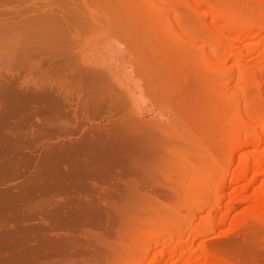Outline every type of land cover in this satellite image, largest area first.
Returning <instances> with one entry per match:
<instances>
[{
	"label": "bare ground",
	"instance_id": "6f19581e",
	"mask_svg": "<svg viewBox=\"0 0 264 264\" xmlns=\"http://www.w3.org/2000/svg\"><path fill=\"white\" fill-rule=\"evenodd\" d=\"M0 1V4L6 2L3 0ZM32 1V4L30 3L29 6L24 5L19 7L18 11H15V13L18 12L16 15L21 16L25 11L35 12L37 10H42L44 11V13H38L37 15L31 16V18L28 17V19L25 18L24 21L26 22V20L28 21L29 19L38 20L39 18V23L37 21H33L35 25L36 23L40 24V26H42L41 24H44L49 26L46 29H54V31H56V26L59 25V27H62V24L57 23L60 17L58 16L59 18H55L54 14L58 12H54L55 10L52 9V3L47 4L50 5V9L47 8L48 6L44 9L43 7L39 6V0ZM243 1H245L246 6L250 9H253L257 5L260 6L264 3V0H171L169 4L162 3L161 5H156L157 7H155L153 10H138L135 12L133 11L126 17L125 20H118L117 24L119 27H123L122 25L124 24H127V27L137 26L138 24H147L154 19V25L158 26L159 24V26H161L166 21L176 20L177 27L179 30L193 33L194 38L191 41L193 48H191V50H188V53L199 51L205 53V58L207 57L206 67L209 70L207 76L211 82L216 81L218 77H221L220 75H227L229 73L234 74L235 71L238 72V84L234 83L232 78L228 79L222 84L223 98H236L237 100H243L245 106L244 109L238 108L239 120L235 127L236 130L241 132V136L233 142L232 149L226 155L225 158L228 161H232L233 163V160L235 161L236 159L235 157L241 152V155H239L238 162H240L239 164H241V161H245L243 165H240L242 166V171L239 175V178H246L249 173H253L251 180L249 181V183L243 186V189H255L258 193V195H256V198L253 199L254 202H251V204L253 203V206L251 205L249 207L252 208V210L247 209V211L250 213L258 212L260 217H262L260 214L262 213L264 217V179L261 178L264 175V17L255 13L254 11H249L247 13L242 14L238 5L240 4V2ZM107 3H110V1L108 0ZM71 4L72 3L70 2V5ZM2 5L3 4H1V6ZM183 10H187V12L192 13L193 16L200 20V22H188L187 20H181V12ZM10 12L11 13L9 14H12V11ZM73 12L75 13V11ZM6 13L4 12V14ZM0 15L2 16V11ZM22 20L19 21V24H21L20 22L25 23ZM67 21L69 22L71 20ZM49 22H51L52 24ZM26 23L28 24L31 22L28 21ZM34 23L32 25L35 27ZM201 23L204 27L206 26L205 28L208 29V33L204 36L200 35L199 32L202 27L200 26ZM21 25L24 26V24ZM4 26H0V29H3ZM23 26L21 27L23 28ZM63 26H65V24H63ZM126 26L124 25V28ZM59 27H57V30L59 29ZM127 27L124 30H127ZM67 29L61 28V32L63 33ZM18 30H20V28ZM28 30L34 34H38L39 31L37 29V32L35 30L34 32L29 28ZM61 34H59V36ZM30 35H28V37ZM62 35H64V33ZM148 35H151L152 37H147ZM158 35L160 34L146 33L144 37H147V39H144V37L142 38L141 36L143 35H138L140 39H137L141 40L143 44H145V41L147 43L152 38L154 40L160 39ZM36 36H33L32 34L30 38L33 39L35 37L36 40ZM54 38L58 40L60 37L50 36L49 39L53 40L51 41L52 43L54 42ZM68 38H70V35ZM16 39L18 42L20 41L18 40V38ZM10 40L12 41L13 39ZM154 40H151V42L149 41L147 44H156V40ZM141 41H139V43ZM48 42V40L47 42L43 40L42 43H46L45 45L51 43ZM34 43L32 44V47L36 46L37 41ZM66 43L67 42H65V44ZM27 44L25 43L24 45ZM38 44L39 42L37 43V45ZM28 45L31 46V44ZM13 46L18 48L17 44L16 46ZM38 48H41V46ZM207 48H209L208 51ZM242 48H245L247 50L246 54L243 53ZM43 49H45V46ZM9 50L10 49H8V51ZM22 52L24 53V51ZM52 53H54V51ZM52 53L50 51L49 54ZM77 55H75V57ZM71 57L72 56L68 58ZM71 59L70 61H73ZM37 63H39L37 65H39L40 67L41 62L37 61ZM35 65H32L31 63L29 67V70H33V72H30V76H33L38 72L40 73V71L43 69L42 67H40L42 69L39 68V71L35 68ZM104 65L105 64H103L102 67ZM60 66L62 65L60 64ZM65 66L66 65L64 64L63 67ZM68 66L69 65L66 66V70ZM57 67V69L60 68L59 66ZM108 67L112 70L111 66ZM77 68L78 71L79 67ZM258 68L260 70L257 71ZM60 69L59 71L65 70L64 68L62 70ZM71 69L72 70L68 69L71 72H68V70L59 72L55 69V74L52 72L53 70L50 71V73L46 72L48 74H51L52 72L54 76L57 75V77L55 76V80L51 79L52 81L50 82L47 80L46 83L44 81H33L28 77L20 79L19 77L22 72H20L21 74L16 72L18 75L17 76L15 74L16 77L12 76V74L11 77L9 76V78L5 76L6 78H2L0 82V174H13L14 176L18 174V177H20L24 175L27 169H30L25 174L27 175L28 172H31L32 177H30V179L22 180L24 181L22 182L24 187L23 190L31 189V191L33 192L32 189H34L37 193L38 191L41 192L44 189H48L46 191L50 190V193H53V191L55 192V190L56 192H58L57 190L59 189L60 193L62 191L66 192V196L64 195L65 198L63 197L64 201H56L57 199L54 200L53 196L55 197L58 195V193L55 192L54 195H52L51 197V199H53L51 201H48V204L46 203V206L43 207L41 204L42 207L39 206L40 209L38 207L35 209L36 211L34 212L32 210L35 207L31 210L32 212H23L22 210H20V208L19 211L18 209L17 211L14 210L15 205L11 203V201L15 199L13 198L15 196L17 197L16 201L19 200V197L17 195H21L20 193L23 190H21L19 194L16 193V195L11 196L13 190L11 189L12 192H10V188H12V186L8 188L10 191H6V189L2 190L5 191V193L1 192L0 189V207L2 208V210H7L8 212H10L9 210L12 209L11 205H14L13 210L17 212L19 218L21 216V221L19 220V223H17L18 225L12 224L13 226H16V228H11L8 224L9 221H7V226L6 224L4 225L6 227L9 226V229H6L5 227H3L5 230L0 229L2 231L0 232V253H3L5 255L1 256L0 258V263L2 262L1 264H3L5 261H8V264H113L117 258V253L115 252L116 246L125 245L127 243V238H140L144 235V232L142 230H136L135 228L141 223L145 222L147 219H149L147 215L153 214L159 209H163L167 205L168 201L171 202L172 198H176L177 200V202L175 199L172 200L174 204L178 203V201V204H180V201H182V198L178 196V190L180 189V184L184 183L182 181L183 179L181 180L180 177L182 183L179 184L176 178H172L173 176H171L172 180H169L170 175L167 176L166 174L165 176V173H170V171L166 172V170L173 168H175L174 170L177 169L176 167H174L175 165H173L172 168L168 166L167 169V165L171 161V158L173 160V162L171 163L174 164L175 162L174 157H176L178 151V145L176 144V141L178 140V133H175V131L164 122L144 118L142 116L143 114L140 115L142 112L138 113L139 115L134 113L132 116H130V114L126 113L124 109V113H122L123 111H120V113H118L120 110H117L118 106H123L126 103L124 100L125 98L121 96L122 92L124 91V87L121 88L123 90H120L119 88V85L121 83L117 87V90L120 91L118 92L117 90H113L115 87L112 85L111 82L109 87L107 86L109 83L106 84L108 81L104 82V90L107 89L105 93L114 91V93L116 92L117 94H114L113 92L109 93V95L108 93L105 94L103 92V89L101 90V92L103 93H101L100 91H98V88L97 94L94 91L91 94L88 92L86 93L84 92V85L86 82L83 80H86L88 75L85 76L86 74L84 73L85 78L82 79L83 74H77L75 69ZM83 69L85 68L82 67V70ZM95 70L96 69L94 68V71ZM100 70L103 69L100 68ZM109 70L105 69V71ZM44 71H47V69ZM110 71L106 73L103 70L104 73H101V71L100 73L102 74V76L103 74L106 76H113V74H110ZM112 71L115 74V70ZM42 72L43 70L41 71V73ZM73 72H75L77 76L81 75V77L78 76L77 78H71L72 76L74 77V75H72ZM252 73L255 77L254 86L257 90L256 96L255 94L253 95V93L251 94L244 90V81H246ZM69 75H72L70 79L68 78ZM93 77L90 78L89 75V78L92 79L89 83L92 84V82L94 81L93 83L95 84L92 85L96 86L101 81H95V77ZM98 78L102 79L99 76ZM106 78L108 79L109 77ZM103 80L106 79L103 78ZM47 82L49 84H47ZM111 85L113 88L112 91ZM99 86H103V83H100ZM197 89H201V87L198 86ZM86 90L89 89L86 88ZM72 92H75L74 97H76L77 95L78 98L76 97V99L72 100ZM120 93L121 95H119ZM111 94H113L114 96L112 95L113 97H111ZM191 96H193L192 93L188 91L185 97L179 98L178 104L179 102L186 103V101ZM77 99L79 100L77 101ZM75 101L76 105L78 104L80 107L82 106L81 119H79L78 117L77 119L74 115L75 113H71L70 109L72 106L66 109L68 113L65 112L64 109V111H60L56 108V106H59L63 103L65 105H72L73 103H75ZM38 102H41V104ZM181 103L179 105H182ZM259 103H261L263 107H257L256 105H259ZM126 106L127 103L125 107ZM114 109L115 111H118V114L115 113ZM74 111L78 112L77 110ZM61 112H65V114H68H66V120L64 116L61 115ZM40 113H43V117H39ZM69 113L75 116L74 117L72 115V118H70L72 120L74 117V120L77 119L79 121L83 119V121L86 120V122H92L93 116L91 114H98L100 116H96L99 118L101 117L102 121L106 122L105 124L103 123L101 125L99 124L100 121H98L99 123L97 122V124L99 125H94L96 127H94L93 124L90 122L93 128H89V126H86V124L84 123L85 126L88 128L82 126V130H80L81 135L79 137L71 139L69 135L67 136V139L64 138L65 140L62 141L60 138V134L63 131L67 132L65 131L67 128H69L67 126L71 124H68L67 122V118L69 119ZM235 115L233 112L232 115L228 116L227 118L232 119ZM33 117H35L36 119L34 120ZM62 117L64 118L65 122H67V124L62 121ZM57 118L60 119V122L62 121L61 123L66 126H64L65 129L64 127H62L63 125H61V123L55 121V119L57 120ZM90 118L92 120H90ZM24 126L25 128H27L26 130L25 128H23L24 130H22V127ZM61 127L63 128V131H61ZM74 128L70 127L69 132H71V129L74 130ZM191 131L193 130L191 129ZM48 133L52 135L53 138L49 137V139H47ZM63 134L65 133H62L61 135ZM45 135L46 138H42L45 137ZM28 161L33 163V166L31 165L32 169L31 167H25L27 166ZM173 172L174 171H172V173ZM20 173L21 175H19ZM176 174L180 176L179 172H177ZM175 176L176 175L174 174V177ZM16 177L10 178L11 180H15ZM10 178L8 177L9 180ZM225 178H227L226 175L222 177L223 180ZM5 180L3 179V181L6 183L8 180ZM166 180L168 182H166ZM175 180H177L178 184ZM223 180L221 184H215V190L217 189L216 187L221 188V191L224 188L228 187V184L226 182L227 179L224 181ZM235 180L236 179L232 180V182H234ZM170 181H172L173 183ZM230 181L228 182L229 185L231 184ZM165 182L167 184L169 182L172 184V186H170V189L169 186L165 184ZM219 182H221V179L219 180ZM18 184L19 183H17V185ZM19 185L20 188H22V184ZM175 185H177L179 189H177L178 187H176ZM7 187V183L1 186V188ZM15 187L17 188L19 186ZM8 191L11 195L6 194V192ZM29 192H27L26 190L25 197H30V194L28 195L29 197L26 195ZM175 192H177L178 195L175 194ZM223 196L224 194H219V196H216V198H214L218 199L217 203H213L214 205H217V208L218 206L222 207L219 205L221 202H218L219 199H221ZM20 199L22 198L20 197ZM37 200L40 201L41 198ZM185 200L183 201V205H186ZM237 200L232 202L237 204ZM36 202L34 203L36 204ZM239 202H241V200H238V203ZM9 203H11V205ZM7 204H9L10 209L5 207L8 206ZM19 205L20 207H22V203H20ZM183 205H181V207ZM234 206L236 205H233L232 207ZM177 207L174 206V209H182L180 206L179 208ZM211 209L213 208H210L207 211L208 213L206 214L205 218H207L208 214H211ZM2 210L0 211V213L4 212ZM7 211L5 212L7 213ZM228 211H230L229 208ZM4 213H2V215H4ZM6 213L4 220L5 222L7 219ZM12 213H9L10 215H12V217H10V215L8 217L13 218V214L15 215L16 213ZM223 213L220 216L222 218V220L220 221L225 220L227 222L226 219L229 217V215L226 213L223 215ZM215 215L217 216V212ZM216 216L212 221L216 220ZM226 216L227 218L225 219ZM32 217L33 220H36V223H34L35 226L32 228L36 231V237L34 241L30 240L32 239V236H30V238L28 237L30 225H28L27 227L23 226L26 225V222H28V220L30 221ZM207 220L211 221L208 218ZM182 223L184 224V222ZM182 223L180 225H182ZM179 229V233L182 234L185 231V226H182L181 228L179 227ZM26 232L27 236L25 235ZM160 232L161 231H154V233H156L157 235L154 234L152 237L153 239L151 249H156L161 246L163 247L164 245L167 246L168 244H171L173 246V244H175L171 248V250H161L158 254V257H156L153 262H150L151 264H178L181 261H184L185 264H234V262L231 263L230 261L225 260V257L223 258L221 254V256H218L216 253L211 251L210 249L214 248L213 246L211 248L207 247L208 245L206 246V243H203L202 241L196 244L197 240L199 239L197 238V236L199 235L192 234V236L189 235L190 237H188L187 235V238L186 232L185 235H180L178 232L176 234H173L171 232V234L168 233L169 231L167 232V230L165 233L163 231L161 233ZM178 234L180 236L178 238L175 237L176 235L178 236ZM162 236H165L167 238L164 243L163 239L159 238ZM81 237L84 238V242L80 240ZM175 238H177V240H174ZM16 253L20 254L19 256L21 257H19V259H15ZM80 254H82L81 257L79 256ZM259 256L262 257L263 255L261 256L260 254ZM4 264L7 263L5 262Z\"/></svg>",
	"mask_w": 264,
	"mask_h": 264
},
{
	"label": "rangeland",
	"instance_id": "374dc122",
	"mask_svg": "<svg viewBox=\"0 0 264 264\" xmlns=\"http://www.w3.org/2000/svg\"><path fill=\"white\" fill-rule=\"evenodd\" d=\"M3 1H6L5 2L6 5L4 2L1 3L3 4L2 6L0 4V14L2 11V16L0 15V26L2 27L5 24L6 27L4 26L3 29L5 28L6 30L0 29V78H1L0 82L2 78H4L5 76L9 78V76L11 77L12 74V76L16 77L15 74L17 75V73L22 72V74L20 73L21 74L19 77L20 79H23L24 77H28L33 81H40V82L44 81L46 83L47 80L50 82L52 81L51 79L55 80V76L57 77V75L54 76V74L56 73L54 72L55 69L59 71L60 68H61L60 70H62L63 68L65 69L67 65H69L70 68L68 66L67 70L68 69L72 70L71 68L75 69L77 74L79 73L83 74L82 79L85 78L84 77L85 74H86L85 76L88 75L86 80L85 79L83 80L89 84L88 85L85 83L84 85L85 90L84 89L83 90L86 93L88 92L91 94L94 91L97 94V88L99 89L98 91L100 92L103 89V92L105 93V91L107 90L106 87H105L106 90H104L105 81H108L106 83V84L109 83L107 85L108 87L110 85V82L115 87L113 89L111 85V91L112 89L114 91L117 90L118 85L121 83L119 85L120 86L119 88L120 90H123L121 88L124 87V91L123 92L121 91L122 95L121 93L119 95L125 98L124 99L122 97L127 103V106L125 107L126 103L123 106L120 105L121 107L118 106L117 110L118 109L120 110L119 112L117 110L115 111L116 109L115 108L114 109L115 113L117 112L120 113V111L121 112L123 111L122 113H124V109L126 113L130 114V116H132L134 113L138 114L142 112L140 115L143 114L142 116L144 118L146 119L149 118L151 120L164 122L168 124L171 127V129L175 131V133H178V140L176 141V144L178 145V151L176 157H174L175 162L174 164L171 163L173 162L171 158L169 164L171 163L172 165L171 164L167 165V169L168 166L172 168L173 165H175L174 167H176L177 169L174 170L175 168H173L166 170V172L167 171H170V173H172V171L174 172L172 174L170 173L168 174L167 172L165 173V176L166 174L167 176L170 175L169 180L170 179L172 180V178L174 179L176 178L179 184L182 183V181L184 182L182 183L183 185L180 184V189L177 185H175L176 187H178L177 189H179L178 190L179 195L177 194V192H175V194H177L182 198L181 199L182 201H180L181 205L184 204L183 201L186 199L185 200L186 205H183L181 207V205L178 204L179 201L178 203H176L177 202L176 198H172V200L173 199L176 200L175 202L176 204H174L172 200L171 202L168 201L167 205L163 209H159L155 213L147 215L149 219H147L145 222L141 223L135 228L136 230H140V231L142 230L144 232V235L140 238H129V239L127 238V243L125 245L116 246L115 252L117 253V258L113 264H148L150 262H153V260L156 257H158V254L161 250L163 249L171 250V248L175 244L173 242L174 243V244L172 243L173 246L171 244H170L171 246L168 244L169 246L164 245L163 247L161 246L156 249H151L152 239H153L152 237L154 234L157 235L156 233H154V231L155 232L163 231L165 233L167 230V232L169 231L168 233L172 232L173 234H176L177 232L179 233L180 231L179 227L181 228L182 226H185V231L182 234L179 233L180 235H185V232H186V237L187 235L188 237H190L189 235L192 236V234L199 235L197 236V238L199 239L197 240V242L195 241L196 244L202 241L203 243L204 242L206 243L205 244L206 246L208 245L207 247L211 248L213 246L214 248L211 249L209 248L211 251L216 253L218 256L221 254L223 258L225 257L224 258L225 260H228L231 263L234 262V264H258V263L264 264V259H263L264 258V248H263L264 247V217L262 213H260L262 216L260 217L258 212L252 211L254 213L253 214L247 211V209L252 210V208L249 207L251 205L253 206V203L251 204V202L252 201L254 202L253 199L256 198V195H258V193L256 192L255 189H248V190L243 189V186L249 183V181L251 180L253 173L252 172L249 173L246 178H239V175L242 171V166L240 165H243L245 161V160L241 161L242 162L241 164H239L240 162H238L239 155H241V152L235 157L237 160L234 158L235 161L233 160V163L232 161L230 160L228 161L225 158L226 155L231 151L233 142L236 141L241 136V132L236 130L235 127L239 120L238 108L244 109L245 106L243 100H237L236 98L233 99L223 98L222 84L230 78H232L234 83L238 84L237 82L238 72L235 71L234 73L235 75L230 73L227 75H220L221 77H218L216 81L211 82L207 76L209 70L206 67L207 57L205 58V53H203L202 51L188 53V50H191V48H193L191 44V41L194 38L193 33L179 30L177 27L176 20L166 21L161 26H159V24L158 26L154 25L155 24L154 19L147 24H138L137 26L127 27L126 26L127 24H124L127 27V30H124L126 28V27L124 28V25H122L123 27H119L117 24L118 20L119 21L122 19L125 20L126 17L133 11L135 12L138 10L140 11L153 10L155 7H157L156 5L158 4L161 5L162 3L169 4L171 0H109L110 3H107L108 0H78V1L77 0H39L40 7H43L45 9V7L48 6L47 8L50 9L51 8L49 7L50 5L47 4L52 3L53 4L52 9L55 10L54 12L55 13L56 11L58 12L56 13L57 15L56 14L54 15L55 18L60 17L57 23L62 24L61 25L62 27H59V25L56 26L55 27L56 31H54V29H46L49 26L44 24H41L42 26H40V24L36 23L37 25L36 27L34 22L35 21L38 22L40 20L39 18L38 20L31 19L32 21L29 19L28 21H30L31 23L28 24L26 23L28 22L27 20L26 22L24 21L25 18L28 19V17L31 18V16L37 15L38 13L40 14L44 13V11L42 10H37L35 12L25 11L21 16L16 15L18 12L15 13V11L16 10L18 11L19 7L24 5L29 6L30 3L32 4L33 2L32 0L31 1L3 0ZM70 2L73 4V6L72 4L70 5ZM238 6L242 14L247 13L249 11H254L255 13L262 15L264 17V3L261 4L260 6L257 5L253 9L248 8L245 4V1L240 2ZM10 11H12V14H9L11 13ZM73 11H75V13ZM4 12L5 13L7 12L6 14L8 15L4 14ZM181 15H182L181 20H187L188 22L190 21L200 22L198 18L193 16L192 13L187 12V10L186 11L183 10L181 12ZM68 17L71 19H69ZM20 20L25 22V23L20 22L21 24H24V26L19 24ZM67 20H71L72 23L71 21L68 22ZM33 23L36 27V30L37 29L39 30L38 34H34L28 30V28L33 31L35 30V27L32 25ZM63 24H65V26H63ZM16 25L19 26L17 27ZM20 25L23 26V28L25 27L24 30ZM200 26H202L201 30L199 31L200 35L203 36L206 35L208 33V29L205 28L206 26L204 27L202 23L200 24ZM57 27H59L60 30L59 29L57 30ZM63 27L66 29L68 28L63 32L64 35H62L63 33L61 32L62 31L61 28L64 29ZM19 28L20 30H18ZM146 33L147 34L159 33L160 35H158V37L160 39L158 40L155 39L156 44L154 45H152L151 43H150L151 45L147 44L149 41L151 42V40H154L153 38L149 40L147 43L145 40H143L145 41L144 42L145 44H143V42L139 40L140 37H138V35L139 36L143 35L141 36L143 38L146 35ZM32 34L33 36L37 35L36 40L35 37L33 39L30 38ZM59 34L61 35L59 36ZM28 35L30 36L28 37ZM42 35L44 36V38ZM69 35L70 38H68ZM50 36L53 37L56 36L60 38L58 40L54 38V42L52 43L51 41L53 40H51L52 38L49 39ZM149 36L151 35H148L147 37ZM147 37H144V39H147ZM16 38H18V40L20 41L18 42ZM10 39H13L14 41L13 40L11 41ZM43 40L45 42H47L48 40L49 41L48 43L50 42L51 43L45 45L46 43H42ZM4 41L6 44L4 43ZM7 41L8 42L10 41L9 42L10 45L8 44ZM36 41L37 43L39 42V44L37 45L36 43V46L34 45L35 47H32V44ZM139 41H141L142 43L141 42L139 43ZM65 42H67L66 43L67 45L65 44ZM25 43L31 44V46L28 44L24 45ZM12 44L15 46L17 44L18 48L14 47ZM40 46L41 48H38ZM44 46L45 49H43ZM8 49L10 50L8 51ZM242 49H243V53L246 54L247 50L245 48ZM31 50L35 52H32ZM208 50L209 48H207V51ZM22 51H24V53L26 54H24ZM50 51L51 53L54 51V53L49 54ZM25 55L26 57L27 56L28 57L26 58ZM75 55L77 56L75 57ZM70 56H72L71 58L73 59L68 58ZM70 59L73 61H70ZM29 61L32 63V65L36 64L35 68L38 69L39 71L40 69L43 68L42 69L43 72L41 73L42 71L41 70L40 73L38 72L37 74L30 76L29 74L30 72H33V70L32 69L29 70V67L31 65ZM37 61L41 62L40 67L42 68H40L39 65H37L39 64L37 63ZM60 64L62 66H60ZM64 64L66 65L65 67H63ZM103 64H105L103 66L105 69L109 70L110 68L108 66H111L112 70H115L114 71L115 74L111 69L110 70L112 72L109 70L110 74H113L114 77L112 75L106 76L104 74H103L104 77L102 76L101 73L109 72V71H105V69L102 67ZM57 66H59L60 68L57 69L58 68ZM77 67H79L78 71L80 72L77 71L78 69ZM82 67L85 68L86 70L85 69L82 70ZM86 67L87 68L89 67L90 69L89 68L87 69ZM91 67L92 68L94 67L96 69L95 71L97 72V74L94 71V68L92 69ZM100 68H102L104 72L103 70H100ZM46 69L47 71H44ZM70 70H68V72H71ZM258 70L260 69L258 68L257 71ZM50 71H52L54 74L52 72L51 74L46 73V72L50 73ZM63 71H59V72H63ZM73 73L72 75H74V77L72 75H71L72 77L69 75L68 76L69 79L70 77L71 78H77L78 76L81 77V75L77 76L76 73L75 74ZM44 74H46L47 76ZM52 75L54 76V78ZM89 75L90 78L94 76L95 78L94 77L93 78L95 81L100 80L101 81L100 83L101 84L103 83V86H99L100 83L96 85L98 87L92 85L95 84L93 83L94 81L92 82V84H90L89 82L92 79L89 78ZM98 76L102 79H99ZM105 76L109 78L107 79ZM103 78L106 80H103ZM254 81H255V77L254 74L252 73L247 78V80L244 81L245 84L244 90L251 94L253 93V95L255 94L256 96L257 90L254 86ZM47 84L49 83L47 82ZM198 86H200L201 89H197ZM86 88L89 90H86ZM114 91L112 92L114 93ZM188 91L191 92L193 96H191L186 101V103L179 102V104L180 103L182 104L179 105L178 104L179 98L185 97ZM107 93L108 92H106L105 94ZM112 95L113 94H111V97L114 96ZM72 96H71L72 100L76 99L77 97V95L76 97H74L75 92L72 94ZM78 100L79 99H77V101ZM38 103L41 104V102ZM78 106L79 105L78 104L76 105V101H75V103H73L72 105H67V104L65 105L63 103L59 106H56V108L60 111L65 110V112H67L66 109L71 107L70 109L71 113H75L74 115L76 116V118L78 117L79 119H81L82 106L81 107ZM256 106L260 107L262 106V104L259 103V105ZM73 109L77 110L78 112L74 111ZM65 112L64 113L61 112L62 113L61 115L64 116V118L68 115L67 114L68 112L66 113L67 115L65 114ZM233 112L234 115L235 114L238 115H235L232 119H228L227 117L232 115ZM70 115L71 114L69 113L68 116L69 119L72 118L73 114L71 115V117ZM91 115L93 116L92 118L93 120L90 118L92 122L91 121L86 122V120L83 121V119L78 121L77 120L78 118L76 119L77 120L76 121L74 120L75 116L73 117V120L70 119V121L67 118L68 124L71 123L67 127L69 128L75 127L74 130L71 129V132H69L70 129L67 128L65 131H67L68 133L63 131L62 127H64L65 125L61 123L62 121L65 122L66 118L64 120V118L62 117L63 120L61 122L60 119H58L60 116L57 118V120L55 119V121H58V123H61V125H63L61 127L62 128L61 131H63L62 133L65 134L61 135L62 133L60 132L61 140L63 141L67 139L68 138L67 136L69 135L71 139L79 137L81 135L80 130H82V126L84 127L85 124L86 126H89V128H93V126L96 125L98 121H100V123L99 122L98 123L101 125L103 123L105 124L106 121H102L101 117L99 118L96 116L98 114H91ZM41 116L43 117V113L39 114V117ZM33 119L35 120L36 118L33 117ZM67 122L65 123L67 124ZM90 122L93 124V126H91L92 124ZM99 124H97V126ZM23 128H25V126L22 127V130H24ZM26 129L27 128H25V130ZM191 129L193 131H191ZM47 136H48L47 139H49V137L53 138V136L50 135L49 133L47 134ZM42 138L45 139L46 135L45 137ZM31 165L33 166V163L28 161L27 166L25 165L24 166L29 168L31 167ZM28 170L30 169H27L26 172ZM175 171L179 172L180 176H178L176 174L177 172ZM174 174L176 175L175 177ZM4 175L0 174V183H1L0 187L3 186V184H5V182L3 181V179L5 180V178H6L5 181L8 180L6 183H8L11 180L10 177L14 178L17 176L16 179L22 177V176L18 177V174H16L15 176L13 174H4ZM225 175L227 176V178H225L224 180L227 179L226 182L228 184L227 185L228 187L224 188L225 190L222 187V189L225 192L223 190L221 191V188L219 187H216L217 188L216 191L215 184L216 183L217 185L219 183L221 184L223 180L222 177ZM171 176L173 177L171 178ZM8 177L10 178V180L8 179ZM180 177L181 180L183 179L182 181L180 180ZM261 178L264 179V175ZM16 179L15 180L12 179L13 181L11 180V182H15L17 184ZM220 179L221 182H219ZM231 179L232 180L236 179V180L232 182ZM177 180H175L176 183ZM229 181L231 182L230 185L228 183ZM166 182L168 181L166 180ZM166 182L165 184H167ZM170 182L167 184L169 186V189L171 188L170 186H172ZM46 190L44 189L41 192L38 191L40 193V196L39 197L36 196L37 198H32V197L22 198L19 199L18 201H15L14 204H16V202L17 203L23 202L25 206H29L30 204L32 205L34 202L37 201L34 206L35 207L34 209H36L39 206L40 207L46 206L48 204V201H51L53 198L54 200L57 199L56 201L58 200L64 201L66 192L62 191L60 193L59 189L57 190L58 192H56L55 190V192L58 193V195L55 197L53 196V198L51 199L52 195H54L55 192L53 191V193L52 192L50 193V190L49 191ZM219 194L220 195L224 194V196L221 199H219L218 202V203L221 202L219 205L222 206L223 208L218 206L219 208L218 209L216 207L217 205L216 204L214 205L213 203H217L218 199H214V198H216V196H219ZM40 198H41L40 201L37 200ZM233 199L241 200V202L238 203L237 200L236 202L237 204H235L232 201H236V200ZM233 205L236 206L232 207ZM174 206L175 207L178 206L177 208H179L180 206L182 209L175 210ZM210 208H213L211 209L210 212L211 214L212 213L213 214L212 215L208 214L209 216L207 215V218L210 219L211 221L205 218L206 214L208 213L207 211ZM228 208L230 209V211H228ZM10 212H14V211L10 210ZM216 212H217V216L215 215ZM222 213L223 215L225 213L229 215L228 217L229 219L227 218L228 215L225 217V219L227 218L226 219L227 222L224 219H223L224 221H220L222 220V218L220 217ZM215 216L217 217L216 220L212 221L215 218ZM20 218L17 220L16 219L12 220V222L15 223L16 221H19ZM182 222H184V224ZM187 222H191V223H187ZM181 223L182 225H180ZM30 232H32V230ZM179 234L178 236L176 235L175 237L178 238L180 236ZM159 238L163 239V243L167 240L165 236ZM177 238H175L174 240H177ZM80 240H82V242L85 241L83 237H81ZM259 241L261 242V244ZM260 254L261 256L262 255L263 256L260 257L259 256ZM19 255H20L19 253H16L15 259L16 258L19 259V257H21ZM1 256H5V255L3 253H0V258ZM79 256L81 257L82 254H80ZM5 262L7 264L9 263L8 261ZM178 264H185V262L181 261Z\"/></svg>",
	"mask_w": 264,
	"mask_h": 264
},
{
	"label": "flooded vegetation",
	"instance_id": "af4514ba",
	"mask_svg": "<svg viewBox=\"0 0 264 264\" xmlns=\"http://www.w3.org/2000/svg\"><path fill=\"white\" fill-rule=\"evenodd\" d=\"M20 174H21V173H20ZM28 174H29V175H28ZM28 174H27V175L24 174L25 177H24V175H23L22 178L20 177V178L16 179V182H17V183L19 182V184H22V186H21L22 188H20V185H19V184L17 185L15 182H11V181H10V182L7 183V184H8V187H7V188H1V187H0L1 192H4V193H5V191H2V190H5V189H6V191H7V190H9L8 188H10V187L12 186V188H10V190L12 189L14 194L12 193V195H11L10 192H9L10 190H9L8 192H6V194H9V195H11V196L16 195V193L19 194V192H21V190L24 189V187H23V183H22V182H24V181H22V180L30 179V177H32L31 172H28ZM30 175H31V176H30ZM23 178H24V179H23ZM31 179H32V178H31ZM5 184H6V183H5ZM14 185H15V186H19V187H17L18 189H17ZM14 187H15V188H14ZM26 190H27V192L30 191L28 194H26L27 196L30 194V195H29L30 197L28 196L29 198H31L32 196H33L32 198H36L35 196H39V194H40L39 192L36 193V191H35L34 189H32L33 192L31 191V189H30V190H29V189H25V190H23V191L20 193L21 195H17V196L19 197L18 199H20V197H21V198H24V197H25ZM1 192H0V193H1ZM11 192H12V191H11ZM23 192H24V193H23ZM34 192H35V193H34ZM22 193H23L24 195H23ZM33 193H34L35 195H34ZM9 195H8V196H9ZM22 196H23V197H22ZM13 198H15V199L13 200V201L15 202L17 197L15 196V197H13ZM25 198H27V197H25ZM9 199H10V197H9ZM18 199H17V200H18ZM13 201H11L12 204H14ZM9 202H10V200H9ZM11 203H9V204L11 205ZM20 203H22V207H20V205H19ZM9 204H7L8 206H5V207H7L8 209H10V208H9ZM14 205H15V207H14ZM14 205H13V206L11 205L12 209H10V210H13V207H14V210H16V211H17V209H18V211H19V208H20V210H22V211H26V212H27V211H29V212H32V211L34 212V211H35V209H33L34 206H35V203H34V205H33V204L30 205L31 208H30L29 206H26V207H25V205H24L23 202H19L18 204L16 203V204H14ZM17 206H19V207H17ZM0 208H1V207H0ZM3 208H4V207H3ZM22 208H23V209H22ZM26 208H27V209H30V210H27ZM4 209H5V208H4ZM32 209H33V210H32ZM1 210H2V208L0 209V211H1ZM10 210H9V211H10ZM14 210H13V211H14ZM31 210H32V211H31ZM2 211L5 212V211H7V210H2ZM16 211L13 212V213H16V214H15L16 216L11 212V213L13 214V218H10V217H12V215L9 214L10 212H8V211H7V213L5 212V213L7 214V215H6V216H7L6 222L4 221V220H5V213H4V212H1V213H0V223H1L0 226H2V227H0V229L3 230V229H4L3 227H5L6 229H9V226H10L11 228H16V226H13V225H18L17 223H19V221H17L16 223H12V220H15V217H16V220H17L18 217H19V216L17 215V212H16ZM2 213H4V215H2ZM1 215H2V216H1ZM9 215H10V217H8ZM3 216H4V219H3ZM31 219H33V217H32ZM31 219H30V220H31ZM34 220H35V219H34ZM3 221H4V222H3ZM7 221H9V222H8V224H9L8 227H6V226H7V224H6ZM10 223H11V224H10ZM26 223H27V224H26V225H23V226L27 227L28 225H30V226H29L30 230L27 229V230H29V232H28V234H29L28 237L30 238V236H32V239H30V240L34 241V239H35V237H36V231H35V229H32V228L35 226L34 223H36V220H35V221H33V220L29 221V220H28V222H26ZM30 223H31V224H30ZM2 224H3V225L6 224V226H5V225L3 226ZM12 224H13V225H12ZM23 224H25V223H23ZM32 224H33V225H32ZM17 227H18V226H17ZM4 230H5V229H4ZM31 230H32L33 234L30 232ZM0 232H2V231L0 230ZM25 235L27 236V232H26Z\"/></svg>",
	"mask_w": 264,
	"mask_h": 264
}]
</instances>
